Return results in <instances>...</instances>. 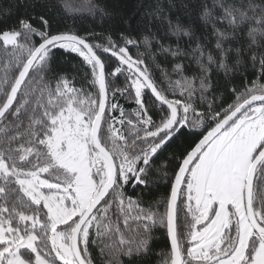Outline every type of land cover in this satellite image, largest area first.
<instances>
[{"label":"snow or ice","instance_id":"snow-or-ice-1","mask_svg":"<svg viewBox=\"0 0 264 264\" xmlns=\"http://www.w3.org/2000/svg\"><path fill=\"white\" fill-rule=\"evenodd\" d=\"M0 264H264V0H0Z\"/></svg>","mask_w":264,"mask_h":264},{"label":"trees","instance_id":"trees-1","mask_svg":"<svg viewBox=\"0 0 264 264\" xmlns=\"http://www.w3.org/2000/svg\"><path fill=\"white\" fill-rule=\"evenodd\" d=\"M117 2L123 3V2H126V0H117ZM128 2H130V0H128ZM85 15H86V13H85ZM68 23L72 24L73 21L71 19H69ZM85 23L87 24V22H85ZM74 63H75V61H61V67L64 68L65 70L71 71L72 70V65ZM161 191H164V189L162 188ZM156 247H157L158 250H164L165 249V241H164V238H163L162 235H161V238L158 241Z\"/></svg>","mask_w":264,"mask_h":264}]
</instances>
